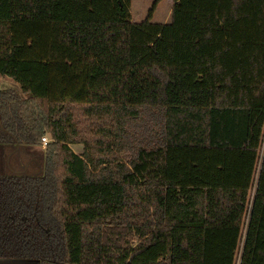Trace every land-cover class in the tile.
Here are the masks:
<instances>
[{"label":"trees","instance_id":"trees-1","mask_svg":"<svg viewBox=\"0 0 264 264\" xmlns=\"http://www.w3.org/2000/svg\"><path fill=\"white\" fill-rule=\"evenodd\" d=\"M160 1L0 0V264H264V0Z\"/></svg>","mask_w":264,"mask_h":264},{"label":"rangeland","instance_id":"rangeland-1","mask_svg":"<svg viewBox=\"0 0 264 264\" xmlns=\"http://www.w3.org/2000/svg\"><path fill=\"white\" fill-rule=\"evenodd\" d=\"M154 2L155 0H132L131 9H132L133 19L135 21H141L145 19L149 9L151 8ZM171 2H172L171 0H162L160 2L161 9L159 16H163V17L165 16L164 18L161 17V19L165 20L168 12L167 9H169V7L171 6ZM13 82L14 81L12 80V78L0 75V85L9 86L13 84ZM44 148L45 147L43 145L38 147H21V149L17 151L15 147H11V149H9L8 151V154H10L11 151L13 150L11 161L14 163V168L16 171L26 166H31L33 168L35 167L34 170H37L43 166L42 161L44 155L42 150ZM72 148L77 153H82L84 150V146L82 144H72Z\"/></svg>","mask_w":264,"mask_h":264},{"label":"crops","instance_id":"crops-1","mask_svg":"<svg viewBox=\"0 0 264 264\" xmlns=\"http://www.w3.org/2000/svg\"><path fill=\"white\" fill-rule=\"evenodd\" d=\"M171 1H172L171 6L169 7V9H167L168 12H167V16H166L165 20L161 19V17H163V16H159L161 4L160 3L158 4V7L154 13V18H153V20L155 22L168 23L172 20V9H173L174 1L173 0H171ZM11 85H13V84H11ZM3 87H6V85H0V88H3ZM11 147L12 146H10V145L0 144V174L15 171L14 163L11 161L13 150L11 151L10 154H8V151H9V149H11Z\"/></svg>","mask_w":264,"mask_h":264},{"label":"built area","instance_id":"built-area-1","mask_svg":"<svg viewBox=\"0 0 264 264\" xmlns=\"http://www.w3.org/2000/svg\"><path fill=\"white\" fill-rule=\"evenodd\" d=\"M48 141H49L48 136H43V137H42V143H43V146H44V147L46 146V144L48 143Z\"/></svg>","mask_w":264,"mask_h":264}]
</instances>
